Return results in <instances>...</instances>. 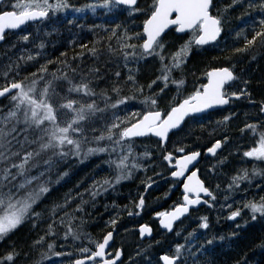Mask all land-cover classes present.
Here are the masks:
<instances>
[{"label":"rangeland","instance_id":"374dc122","mask_svg":"<svg viewBox=\"0 0 264 264\" xmlns=\"http://www.w3.org/2000/svg\"><path fill=\"white\" fill-rule=\"evenodd\" d=\"M261 1H264V0H261ZM56 2L57 0H50V3L55 4ZM148 2L150 3L148 4ZM151 2L152 1H149V0H139V3L136 6V8H139L140 11L132 12L131 10H129V12L135 13V15L140 16L141 17L140 20H142L144 24V21L147 19L149 11H150L149 6ZM256 2H257L258 9H257V12L254 13V15H250V16L238 19V20H232V22H230L229 20L227 21L228 23H230L226 27L228 31H230L229 33H233L235 31H247V30L250 31L254 29L256 24L259 23V20L263 18V14H264L260 10L261 2L259 0H256ZM13 3H14V0H4L1 5V10H9V9L13 10L11 7H9ZM66 3L68 5V7L66 8H63L61 10H56V11H49V16L45 20L40 21V22L30 23L29 24L30 26L27 25L20 30L11 31L12 33L9 32L10 34L9 33L7 34V42L5 43L4 51L2 52V55L5 56V60L3 59L2 65L0 66V85L10 84L13 81H16V82L24 81L25 84H27L28 83L27 81L29 79L36 78L32 76L33 73H38L41 66H47V69H48L47 74L46 73L42 74L45 77V80L52 79L51 74H55L57 77H60L63 75L62 73L65 74V72L69 79L74 80L73 83H79L82 78L91 79L92 87L95 89V91L97 90L96 92L98 94L101 92H107V94L112 97V100L108 101L109 104H111L112 102H115L120 97H132L128 99L126 103L119 105L118 108H115V109H110L111 107L106 108L105 101L99 95L97 97H93L97 101L99 107L102 109L104 108L105 111L97 112L87 122V128L95 129V131H88L87 134H88L89 140H92V137L97 136L101 132H103L106 129V127L110 126V124L114 121L117 123L124 121L125 123L121 124V127H124L126 126V124L130 122L131 123L135 122L136 119H139V117L147 111L162 110L163 112H167L170 110L172 106L179 103L180 100L186 97H189L196 90L202 89V86L206 83L207 77H208L207 73H208L209 68H207L206 66L205 67L203 66V68L201 67L199 69L196 68V66L189 67L187 56L184 58V62L181 63L180 67L172 68L169 74L168 81H167V87H165V82L162 79H158L163 74L161 71L162 68L165 65H171L173 63L171 57L181 48L182 45H184L189 39H191V33L181 34L180 38L177 37L178 39L176 40L175 44H173V45H176L177 48L176 50L174 49L173 52L169 51V48H170L169 44L172 43V39L173 40L176 39V36L175 35L166 36V37L164 36L160 38V40L164 44V49H165V50L163 49L161 53V55L165 57L163 61H161L159 56H156V55L148 56L147 58H140V53L142 50L139 48V45L143 43V40L145 39V37L141 35L138 38L136 34L143 33V24L141 26V29L139 28L137 24H136L137 26L136 25L121 26L119 24L104 25V26L99 25L98 21L106 17L105 16L106 14L104 12L99 11L100 7H103L102 5H104L105 0H66ZM115 6L116 4H112L110 5L109 8H105V9L107 12H109V11H112L115 8ZM93 7L95 8L94 11H93ZM77 9H83V11H77ZM91 20H97L96 22L98 23H92L90 22ZM233 22H236V23H233ZM232 24H237V27H235ZM99 29H101V31H99ZM90 30L93 31V33ZM77 31L81 32L82 34L78 33ZM87 31L91 32V34L95 36L96 38H98L99 40L104 38L102 34L106 35V38L103 41V44H100L101 48L93 47L97 50L95 55L92 54L90 49H88L86 53H84L85 55L76 53V54H72V57L71 55L67 57L65 56L66 58L63 56L64 59L59 57L58 55L61 53L65 54L64 52H58V54H55V51L52 47L57 46L58 44H62V43H64L63 45H65V47H70L77 40L80 41L81 39H83L84 33ZM64 32L66 35L63 34ZM175 32L176 31L173 30V34ZM125 34H127V36L132 37V39L130 40L122 39L125 37ZM23 35L27 36L28 39L24 40ZM78 36L79 38L81 37L80 40ZM87 36L88 35H86L85 38H87ZM52 37H56L55 40L51 41ZM38 39H39V42H38ZM125 42L129 44H135L137 45V47L135 49L123 48V44ZM96 43L98 44L99 41H96ZM245 43L242 44V47L240 48H244ZM191 50L192 49H190V51ZM133 51L137 53L136 57L129 56L127 59H125V57L122 55V52H133ZM15 52L18 53L17 54L18 56L16 55ZM24 52L26 56H24L23 54ZM202 52L203 51L201 50L199 51V53H202ZM253 53H255L254 57H253ZM86 54L87 55L89 54L88 57L89 56L90 57L88 58ZM222 55L224 57V61L221 62L220 66H228L229 64L228 67L235 69V71L237 72V76H238L236 78V81H234L232 84L226 87L225 94H232L235 91H237L239 93H242V92L246 93L247 94L246 97L241 98L239 100L238 99L233 100L230 106L224 109L216 110L208 114H205L203 116H195V117L190 118L185 124V126L183 127V129L174 133L171 136L169 143L167 144L168 146L167 149H163L161 141L157 139L156 137H146L142 139H130L129 138V139L122 140L120 144H114L107 140L101 141L99 145H97L95 142H90L87 145H85L84 148L82 149V150H86L87 147H98V146L107 147L109 149L108 151H112L113 149H115L112 152H108V151L103 152V153L99 152V154L93 153L91 156L89 154L87 155V157L90 156V159H91L90 161L92 162V164L95 166L96 169L97 168H100L101 170L107 169L108 174L114 173L118 176L122 175V170L119 168L110 169L109 165L108 166L104 165L106 158L110 155V153H113L114 157L117 156L119 158L123 156H127V159H130L131 162H129V165L125 169H123V174L127 175V173L129 172L130 175H127V178H122V179L132 181V183H134L135 185H140L143 179L145 178L147 180L150 173H152V175L159 176V179L162 180V182H159L153 185L154 187H151L148 193V196L145 198V201L146 200L147 201L145 202L146 204L144 205L142 214L138 215L139 209L137 207L135 210L136 215L132 216L128 220V222H126V227L122 229L120 232H118L116 239H115V243L113 245L114 247L112 246L113 248L111 247L110 249L112 252L115 253L118 247L124 248V253L126 252L125 253L126 256L124 260L126 262H130L133 256L135 255L136 251L142 250L144 247H151L152 249H156L155 252H157L158 248H162L164 246L162 240L165 236V233L159 228L156 215L158 213H163L173 208L174 206L178 205V203L179 204L182 203L184 200V198H182L183 192L181 190V181L175 180L169 176L172 170L170 169L168 164L165 162V160L162 159L164 158V154H165L164 152L166 150L176 155H182L187 152L198 150V149H203L204 151H206L208 148L213 146L217 141L220 140L223 142V148L217 155L213 157L205 156L198 165L202 178L205 179V182L207 183V185L212 188L214 192L212 196H214L215 199H212V197H210L209 204L207 205V207L195 209L193 213L190 215V217L184 219L180 223V225L178 226L179 229L183 227L184 229H187L188 227H193V226L197 227V225L200 222H203L204 224L206 222L203 219L204 217H207V219L209 216H215V215L222 217L221 216L222 213L225 214L227 217H229L231 213L236 210L240 211V215L233 222H235V225L237 226L247 227L249 226L250 221L254 219L253 215H255L256 217V215L258 214V213L253 214L250 211V209L244 207V205L250 201H253L252 196H251L252 193L250 194V192L253 190L254 183L262 182L261 185H264V161L246 157L244 156V153L246 151H249L252 147L258 146L256 144V141L258 140L259 134L264 133V113H262L260 109L261 108L260 103L263 102L264 100V90H263L264 89V63H263L264 62V58H263L264 57V44H261L259 41L257 45L249 46L246 51L239 52V53L234 51V52H229L227 55H224V53ZM29 56L33 57V59L29 60L28 59ZM83 57L85 59H83ZM103 58H105L106 60ZM17 59L19 60L21 59L22 62L28 61L29 65H27V67H24L26 66V64L21 66L22 65L21 62ZM36 60L38 61L37 63H36ZM152 60L153 62L151 63ZM154 60H156V63ZM252 60L255 62V64ZM58 61L60 64L58 63ZM91 62L92 64H90ZM106 63H108L107 64L108 66H106ZM13 65L17 66L16 67L17 72L15 70H10V68ZM63 65H66V66H63ZM71 65L73 66V68ZM154 65L156 66L155 68H154ZM5 67H7L6 70H5ZM184 67L186 68V71ZM80 68L82 69L80 70ZM72 69H75V72H73ZM93 69H98L99 71L93 72L92 71ZM79 71H82V72H79ZM13 72H16L18 74L19 76L18 80H14L10 76V73H13ZM103 72L106 73L107 76H104L105 74ZM116 72L120 73L119 77H116L115 75ZM129 75L134 76L135 78L134 82L127 80V77ZM107 78H109L110 81ZM153 81H156V83L153 84L152 83ZM173 81H176L177 83H173ZM180 81H183V84H179ZM66 83L67 81L65 80L63 81V79L54 81L55 87H57L56 91H58L60 96H70L69 98H78V99L81 98L76 93L69 94L67 92V88L69 87V84L68 83L66 84ZM43 84H44V81L43 80L40 81L38 88L42 87ZM65 84L66 86H64ZM100 84L104 85V89L102 88L103 86ZM114 84L121 87V92L119 93V96H117L116 93H113L111 91V88ZM150 84L152 85L151 88H149ZM137 86L142 87L143 91L142 92L137 91L136 90ZM165 93H168L169 95ZM9 97L10 96L0 101V111H2V113H7L9 108H11L12 106V103ZM93 98L84 97L83 99L91 100ZM148 98H154L157 104L155 106H152L149 103H146L145 101ZM169 99H170V102H169ZM161 103L163 105H161ZM100 104L102 105V107ZM148 108L149 110H147ZM120 109H122L123 111ZM139 110L141 111V113L138 114L135 118H133V112L137 113ZM248 125L256 126V134H253L252 129L247 127ZM18 128L21 130V134L19 136V139L21 141H23L25 135H27L30 140L34 138V134L31 131L23 132V125H19ZM13 143L15 144V141H13ZM18 147L19 146L17 145V148ZM32 147L34 148L35 145H33ZM25 148L29 151L32 150V148H29L27 145H25ZM180 148H183L184 152L177 151V149H180ZM94 154H96V156ZM74 157L75 155L70 156V154L65 157L53 155V158L55 159H52L48 163H45L42 160L41 162L42 166L38 167L35 172H33L32 170L33 168H31L30 174L35 175V174H38L39 172H43L45 174V172L48 171L49 169H51L50 171H52V169L55 168L56 164L60 166L62 162L66 160L68 161L64 163L65 165L73 164L75 165V168L78 164L85 162V161H80L79 156H77L78 159L76 158V162H74L75 161V159H73ZM38 159L39 157L37 158V160ZM153 159L156 162L153 161ZM95 160L100 161V164L95 165L94 164ZM119 161H117V163H119ZM17 162H19L18 158H17ZM87 162H89V160ZM243 164L245 166H243ZM75 170H78V169H75ZM245 170L248 172V177H256V180L254 182L252 178L246 179L245 182H244V179H234L236 177L243 176ZM55 171H57L55 175H58V173L59 175H61L60 167L56 168ZM53 172L51 173V175L53 174ZM228 176H230L231 180L228 179ZM59 178L60 177L56 178V181H58ZM43 179L47 181L46 186L48 187L49 190H51L50 186L48 185L54 179L52 178L50 181L49 176H44ZM61 180L62 179H59L58 181L59 183L56 184L57 188L61 185V182H62ZM99 187L100 186L98 185L97 188L94 190L93 195H95V192L96 190H98ZM179 188H180L181 194L178 196V194L176 195V190H178ZM256 192L259 193V196L257 197V202H259L260 198L264 197V191H260V192L256 191ZM44 194L47 195L48 191ZM44 194H42L38 200L39 203L42 200V203H40V205L44 203L43 200L46 197L44 196ZM91 196H92L91 194H88L85 197V199ZM170 196L171 197L175 196L178 198L172 204H166L167 199L171 198ZM140 199L141 198H139V200ZM148 199H150L149 202H148ZM69 200L70 202H66L63 205H60L61 209L59 213L61 215L59 217L52 218L49 222L50 224L49 227L45 225H41V227H45V228L47 227V230L49 232L45 228H41V229L42 230L45 229L46 234H48L49 236H54L55 231L61 227L60 225H61L62 218L66 217L67 219H69L73 215V212L77 211V208H76L77 205L78 204L79 206L82 205L80 203V200H81L80 198H76L74 200V197H71L69 198ZM68 203L73 204V208H74L73 212H70V210L66 206V204ZM34 205L31 210L32 213L34 212ZM164 205H166L165 206L166 208L164 207ZM143 218H146L147 220L143 222H147L153 225L156 230V236L152 239H147L148 241L141 239L136 229ZM262 218L264 219V215H262ZM205 229H208V227ZM15 234H16V231L14 230L12 233L7 235L6 237L11 238ZM100 241L101 239L100 240L96 239L94 236L92 238L90 236L88 238H85L84 242L82 243L81 247L78 248L77 252L76 251L73 252L72 250L73 256H71L70 258H68L67 256L55 264H74V261L76 258L80 256L88 255V253H84L81 251L82 248H89L92 251H95L96 242H100ZM44 243L41 245H44ZM70 243L72 244V242ZM173 249H174V252H170V251H166V252L174 256L176 247H173ZM63 250H64L63 252L65 253L67 251H70L71 249L66 244L65 246H63ZM186 256H187V251L185 249H182L180 259L185 258ZM179 260H177V264H179ZM152 264H162V262L160 260L158 261L153 260Z\"/></svg>","mask_w":264,"mask_h":264},{"label":"snow or ice","instance_id":"6c2138e0","mask_svg":"<svg viewBox=\"0 0 264 264\" xmlns=\"http://www.w3.org/2000/svg\"><path fill=\"white\" fill-rule=\"evenodd\" d=\"M240 2L242 0H233L234 4ZM0 3H3V0H0ZM137 3L138 0H105L102 6L109 8L112 4L126 5L132 12H136L140 11L139 8L135 7ZM212 4L213 0H152L149 6L148 18L143 24V33L136 34L138 38L141 35L146 37L143 43L139 45L142 50L140 58L156 55L159 56L161 61L165 59L161 55L164 44L159 38L170 27L175 26L174 30L178 33H191V39L182 45L171 57L173 63L165 65L161 70L163 74L158 79H162L165 82V87H167L172 68L180 67L193 45H207L215 42L220 36L222 31L221 19L218 15H213L210 12ZM251 6L250 4L249 7ZM10 7L13 10L0 11V40H4L6 30H14L28 21L45 18L48 16L49 11L61 10L68 7V5L66 0H57L55 4L50 3V0H14ZM94 10L95 8L93 7ZM260 10L264 13V2L260 4ZM77 11H83V9H77ZM259 25L260 30L255 31L251 39L245 37V47L237 48L235 52L246 51L249 46L256 44L258 39L261 44H264V18L259 20ZM240 35H243V33H240ZM23 39L27 40L28 37L24 36ZM122 39L130 40L132 37L125 34ZM136 47L137 45L135 44L126 42L123 44V48L135 49ZM90 51L93 55L97 52L95 48L90 49ZM122 55L127 59L129 56L136 57L137 53L135 51L122 52ZM28 59L31 60L33 57L29 56ZM72 71L75 72V69ZM92 71L98 72L99 70L93 69ZM47 72V66H41L38 73L32 74L36 78L31 79L27 84L24 81H13L10 84L0 85V97L11 94L9 98L12 103L7 113L0 111V241L24 223L25 219L29 218L30 213L39 216V213H32L31 210L41 195L49 191V189L46 186L47 181L43 179V172H39L36 175L30 173L31 168L38 166L33 162L38 157H41L42 154L51 153L60 157H65L69 154L79 156L84 146L90 142H95L99 145L101 141L107 140L114 144H120L122 140L150 134L159 137L161 142L166 141L169 131L178 128L186 116L202 112L214 105L227 104L229 100L225 98V94L222 91L223 86L226 82L236 79L228 67L213 69L207 73L209 82L203 85L202 89L196 90L191 96L184 99L182 103L172 106L169 111H147L139 119H136L134 123L130 122L124 127H121V124L125 123L124 121L120 123L114 121L99 135L92 137L90 141L87 133L88 131H95V129L87 128V122L97 112H102L105 109L100 108L95 99L86 100L83 98H93L99 95L105 101L106 108L115 109L132 97H120L109 104L108 101H111L112 97L107 92L98 94L91 86V79L82 78L79 83H73L65 73L60 77L51 74L52 79L45 80L42 74ZM115 75L119 77L120 73L116 72ZM60 79L67 81L69 84L68 93H76L81 98L60 96L54 84V81ZM42 80L44 84L38 88ZM127 80L134 82L135 78L129 75ZM152 83L154 84L156 81ZM173 83L177 82L173 81ZM179 84H183V81H180ZM151 86L150 84L149 88ZM136 90L142 92L143 88L137 86ZM111 91L119 96L121 87L114 84ZM241 94L246 93L242 92ZM232 95L236 96L237 94L232 93ZM145 102L152 106L156 105L154 98H148ZM261 111L264 112V106L261 107ZM137 115L133 113V118ZM19 125H23V132L31 131L34 134V138L30 140L25 135L23 141H21L19 139L21 134V130L18 128ZM247 127L252 129L253 134H256L255 125H248ZM13 141H15V144ZM256 144L258 146L246 151L244 156L264 161V133L259 134ZM17 145L19 146L18 148ZM25 145L32 148V150H27ZM33 145H35L34 148L32 147ZM220 147L221 143L217 141L207 151L215 155L216 150ZM108 150L107 147L101 146L87 147L85 155L107 152ZM177 151L184 152V149L180 148ZM199 156V152H192L183 156L177 161L178 170L174 171L172 176L183 177L188 170V166ZM17 158L19 162H17ZM164 159L171 162L172 155L168 154ZM126 160L127 156H123L120 158L119 163L116 164V167L122 170V175L117 177V183H119L120 179L127 178V175H130L123 174V169L127 167ZM48 162L45 161V163ZM247 177L248 172L245 170L243 176L234 179H247ZM187 181L184 184L185 203L176 207L171 213L158 214L164 217L160 223L169 231L172 229V222L187 213L189 206L197 205L201 202V193L215 199L212 193L203 186V182L198 179L196 171H193L187 177ZM105 183L109 182L105 181ZM147 186L151 187V184ZM188 193L194 194L195 198H190ZM143 205L144 200L141 198L138 207ZM244 207L250 209L253 214L264 215V197H261L259 202L250 201ZM239 215V210L233 211L228 219H235ZM253 218H255V215H253ZM203 219L206 221L207 217ZM112 223L114 224L115 221ZM202 227L207 228L208 224L205 222ZM140 232L143 236L145 232L150 234L151 229L144 226L140 229ZM70 234H72V230L69 227L65 238ZM74 238L78 239L79 237L76 236ZM111 239L112 233L109 232L102 242H96L95 251L89 248H82L81 251L88 253V255L84 259L76 260L74 264H86V261L97 260L100 261V264H116L121 255L119 251L115 253V258H105L109 255L106 248ZM41 242L42 240L37 241V243ZM48 247L52 248L53 245L49 244ZM182 248L183 245H178L174 256H162L161 259L164 264H176V261L180 259ZM17 255V253L12 252L0 257V264H11ZM57 255L60 254L57 253Z\"/></svg>","mask_w":264,"mask_h":264},{"label":"trees","instance_id":"16d2710c","mask_svg":"<svg viewBox=\"0 0 264 264\" xmlns=\"http://www.w3.org/2000/svg\"><path fill=\"white\" fill-rule=\"evenodd\" d=\"M259 1L261 3L264 2L261 0ZM255 2L256 0H242V2L234 4L233 0H213L212 12L220 17L223 34L214 44L203 47L193 45L191 47L192 50L187 55L188 62L190 61L189 65L192 67H195L196 65V68L198 67V69L203 66H206L207 68L220 66L221 62L224 61L223 53L224 55H227L229 52H234L235 49L242 47V44L246 42L245 37L251 39L253 33L260 30L259 23H257L254 29L250 31H235L229 33L230 31H228L226 27L230 24L227 22L228 20L232 22V20H238L254 15L258 9L257 2ZM250 4L252 5L251 7H249ZM129 10V7L123 5H116L115 8L109 12L106 11L105 7H100L99 11L104 12L106 17L99 20V23L96 22L97 20H91L90 22L98 23L103 26L113 24L134 26L137 24L141 29L143 24L142 20H140L141 17L135 15V13H130ZM232 25L237 27V24ZM99 31H101V29H99ZM87 32L88 33H84L83 39L75 42L70 47H65L63 43L58 44L57 48L56 46L53 47L55 54H58V52H64L65 54L63 56L65 57L66 55L67 57L79 52V54H84L86 53V50L93 47L101 48L100 44H103L106 35L102 34L104 38L99 40L91 34L93 31ZM240 33H243V35H240ZM85 34L88 35L87 38H85ZM174 35L176 36V39L173 40L171 38L172 43L169 44V51L172 52L174 49L176 50L177 47L173 44H175L176 40L180 38L181 34H176V32L173 34V31H170L164 35L165 37ZM89 38L91 40H89ZM53 40H55V37H52L51 41ZM96 41H99V43L97 44ZM6 42L7 38L0 46V66L2 65L3 59L5 60V56L2 55V52L4 51V45ZM258 43L259 39L254 45H257ZM83 47L84 49H82ZM60 49L63 50L61 51ZM200 50L203 52L199 53ZM15 53L16 55L18 54L17 52ZM23 54L26 56L25 52ZM58 55L59 57H62V54ZM19 61L22 64L21 66L26 64L24 67H27V65H29L28 61L22 62L21 59ZM7 67H5V70ZM16 67V65H13L10 70L16 71ZM16 72L10 73V76L14 80L19 79ZM30 80L31 79L27 82L29 83ZM147 110H149V108ZM140 113L141 111L139 110L136 114ZM82 151L80 154L81 156L79 155V160H89V162H91L89 158L90 156L83 157L85 156V153ZM111 154L106 158L104 165H109L110 169H116L115 166L120 158L117 156L114 157L113 153ZM73 155L75 154H70V156ZM74 158L75 160L76 158L78 159L76 155ZM52 159H55L53 158V154H42L38 160L33 162L38 165L36 168L33 167V172H35L38 167L42 166V160L45 162L51 161ZM66 161L62 162L60 166L56 164L52 171L49 169L44 174V176L50 177V181L52 178L54 180L48 185L51 190L48 191L47 195L44 194V196H46L43 200L44 203L40 205V203H42L41 200L40 203L38 201L34 205L33 213H39V216L31 214L29 218L25 219L24 223L15 229L16 234L14 236L11 238L5 237L0 241V257H4L6 254L12 252L18 254L11 264H55L67 256L68 258L73 256L72 250L73 252H77L85 238H88L89 236L91 238L94 236L96 239L100 240L114 227H117L118 232H120L126 227V222H128L132 216L136 215L135 210L139 205L138 199L139 196L141 197L145 192L147 187L146 184L152 182L155 184L162 181L159 179V176L149 174L147 180L143 179V182L141 183L142 188L140 187V190L137 185L129 180L120 179L119 183H117L116 180L117 177H119L118 175L114 173L108 174L107 169H96L95 166H91L93 165L92 163L85 162V164L82 162L81 164H78L76 166L79 170L78 171L75 170V165L73 164L65 165L64 163ZM129 162H131V160L127 159V166L129 165ZM97 163L100 164V161L96 160L94 164L98 165ZM59 167L61 175L58 173V176L55 175V173H57L55 170ZM52 172L53 174L51 175ZM58 177H60L59 179H62V182L57 188L56 184L59 183V179L56 181V178ZM248 178H252L253 182L256 180V177H247V179ZM228 179L231 180L230 176H228ZM105 181H108L109 183H105ZM245 181L246 179H244V182ZM261 183L262 182H257L253 185V190L250 192V194L252 193L251 196L253 201L257 202V197L259 196V193L256 192L257 190L259 192L264 191V185H261ZM98 185L100 187L96 190L95 195H93V192ZM88 194H91L92 196L85 199ZM176 194H181L180 188L176 190ZM71 197H74V200L80 198V203L82 205L79 206L78 204L76 207L77 211L73 212V204H66L70 212H73V215L69 219L66 217L62 218L61 227L55 231L54 236H49L46 234V230L47 227L50 226V220L61 215L59 213L61 209L60 205L70 202L69 198ZM177 198L178 197L174 196L172 199H167L166 204H172ZM165 206L166 205H164V207ZM221 216L222 217L216 215L209 216L206 220L209 224L208 229L202 227L203 222H200L197 227L193 226L188 227L187 229H184L183 227L179 229V223L176 225L174 231L164 232L165 236L162 240L164 246L162 248L157 247V252H155L156 249H152L151 247H144L142 250L136 251L130 262H126L123 259L121 264H152L153 260H160V253L166 251L174 252L173 247H177L178 245H183L182 249L187 251V256L185 258L181 257L182 259L179 260V264H264V219L262 218V215L258 213L256 217L250 221L249 226L247 227L235 225V222L228 219L223 213ZM113 221H115L114 224L112 223ZM143 221H147L146 218L141 220V222ZM41 225L47 227H41ZM69 227L72 230V234L65 238V234L68 233ZM41 228H45L46 230H42ZM76 236L79 238H74ZM41 240V243H37V241ZM209 241H211V243H209ZM70 242H72V244ZM43 243L44 245H41ZM49 244L53 245V247L49 248ZM66 244L71 250L64 253L63 246ZM57 253L60 255H57ZM22 256H24L25 259Z\"/></svg>","mask_w":264,"mask_h":264},{"label":"water","instance_id":"95a60500","mask_svg":"<svg viewBox=\"0 0 264 264\" xmlns=\"http://www.w3.org/2000/svg\"><path fill=\"white\" fill-rule=\"evenodd\" d=\"M0 4H1V3H0ZM6 11H10V10H6ZM210 12H211V8H210ZM211 13H212V12H211ZM47 17H48V16H47ZM47 17L42 18V19H37V20H34V21H28V22H26L25 24L21 25V26H20L19 28H17V29H14V30H6L5 34H6L7 32H9V31H17V30H20V29L24 28L28 23L36 22V21H41V20L46 19ZM173 27H175V26H173ZM173 27H170L169 29H167L162 35H164L166 32H168V31H169L171 28H173ZM221 28H222V27H221ZM222 33H223V30L221 31V34H220V36L217 38V40L221 37ZM162 35H161V36H162ZM4 40H5V38H4ZM4 40H0V45L4 42ZM217 40H216V41H217ZM216 41H215V42H216ZM213 43H214V42H213ZM210 44H211V43H210ZM207 45H208V44H207ZM223 67H228V66L213 67V68H211L209 71H212L213 69H217V68H223ZM228 68L233 72L234 76L236 77L235 71H234L232 68H230V67H228ZM209 71H208V72H209ZM234 80H235V79H234ZM234 80L229 81V82H226V83L224 84V86H223L222 91L224 92L225 86H226L227 84H230V83L233 82ZM208 82H209V78H207V81H206V83H205L204 85H206ZM9 95H10V94H7V95L4 96V97H0V100L4 99L5 97H7V96H9ZM190 96H191V95H190ZM242 96H243V94H241V93H237L236 96H233L232 94H230V95H225V98H227V99L229 100V102H228L227 104H224V105H214L213 107H211V108H207V109H205V110L202 111V112L194 113V114H190V115L186 116L185 119L183 120V122L180 124V126H179L178 128H176V129H172V130L169 131V133H168V138H167L166 141H163V142H162V145H163V146H166V145H167V143H168V141H169V138H170V135H171L172 133H174V132L180 130V129L184 126L185 122L187 121V119H188L189 117H191V116H199V115H203V114H205V113H208V112H211V111H214V110H217V109L225 108V107H227V106L230 104V102H231L232 99H237V97L240 98V97H242ZM186 98H188V97H186ZM186 98H184V99H186ZM184 99H182L179 103H182V101H183ZM179 103H178V104H179ZM178 104H176V105H178ZM174 106H175V105H174ZM262 106H264V102H263ZM159 111H162V110H159ZM162 112H163V111H162ZM263 113H264V112H263ZM133 123H134V122H133ZM147 136H154V135H151V134H150V135H147ZM147 136L133 137V138H143V137H147ZM154 137H156V136H154ZM157 138L160 139L159 137H157ZM219 142L221 143V147L218 148V149L216 150L215 155H216V154L222 149V147H223V143H222L221 141H219ZM214 145H215V144H214ZM214 145H213V146H214ZM213 146H211V147H213ZM207 150H208V149H207ZM192 152H199V153H200V156H199V157H198V158H197L192 164H190V165L188 166V170L185 172L184 176H183V177H174V176H172V173H173L174 171H177V170H178V168H177V166H176V165H177V161L180 160L183 156L188 155V154H190V153H192ZM168 154H171V155H172V161L169 162V161L166 160V162L169 164V166H170L171 168H174V171L171 173L170 176H171V178H173V179H178V180H182V181H183V183H182V190H183V192H184V195L186 194V193H185V190H184V184L188 182V181H187V177H188L189 175H191V173H192L193 171H196L198 179H199L200 181L203 182V186H204L205 188H207V189L213 194V191L211 190V188L206 184V182L204 181V179L201 177L200 169L197 167V165L199 164V162H200L201 159H202V156L204 155V151H203V150L190 151V152H187V153H185V154H183V155H180V156H176L175 154L171 153L170 151H167L166 154H165V156L168 155ZM206 154L209 155V156H213V154L209 153L208 151H206ZM165 156H164V157H165ZM188 195H189L190 198H195V195L192 194V193H188ZM209 197H210V196H208V195H206V194H204V193H201V194H200V201H201V202H200L199 204H197V205L189 206V209H188V212H187V213H184L183 215L179 216V218L175 219V220L172 222V229H171V231H173V229H174L176 223L182 221L184 218H186V217L191 213L192 209H194V208H199L200 206L207 204V203H208V198H209ZM142 198H143V200H144V197H142ZM205 201H207V203H205ZM184 203H185V201H184L183 203H181V204H178L177 206H175L174 208H172L171 210H169V211H167V212H165V213H171V212H173V211L175 210L176 207H178V206H180V205H183ZM140 210H142V207L140 208ZM158 217H159V225H160L161 229L166 230V231H169L168 229L164 228V227L162 226V224L160 223V221H161L162 219H164V217H161V216H159V215H158ZM237 217H238V216H237ZM237 217H236V218H237ZM236 218H235V219H236ZM235 219H231V220H235ZM144 226H147V228L151 229V233L148 234L147 232H145V234L142 236V235H141V232H140V229H141L142 227H144ZM138 230H139V233H140V237H141L142 239H151V238L154 236V234H155L154 227H153L151 224L146 223V222L140 224V225L138 226ZM171 231H170V232H171ZM109 232L112 233V239L109 241V244H108V246H107V248H106V251L109 253V255H107L105 258H106V259H113V258H115V255L113 256L112 253L109 252V249H110L111 245H112L113 242H114L115 235H116V232H117V228H114L113 230H111V231H109ZM109 232H108V233H109ZM108 233H107V234H108ZM107 234H106V235H107ZM106 235H105V236H106ZM105 236H104V237H105ZM104 237H103V239H104ZM103 239H102V241H103ZM102 241H101V242H102ZM118 251L121 253V255H120L119 260L116 261V264H119V262H120V261L123 259V257H124V251H123V249H122V248H119ZM118 251H117V252H118ZM164 255H168V256H170V257L172 256V255H170V254H168V253L165 252V253H162V254L160 255V259H161V257L164 256ZM85 257H86V256H84V257H79V258H77L76 260H78V259H84ZM76 260H75V261H76ZM75 261H74V262H75ZM90 262H92V261H86V264H88V263H90ZM161 262H162V264H164V262H163L162 259H161ZM176 262H177V261H176ZM96 264H100V261H99L98 263H96Z\"/></svg>","mask_w":264,"mask_h":264},{"label":"bare ground","instance_id":"6f19581e","mask_svg":"<svg viewBox=\"0 0 264 264\" xmlns=\"http://www.w3.org/2000/svg\"><path fill=\"white\" fill-rule=\"evenodd\" d=\"M149 1H152V0H149ZM149 3H150V2H148V4H149ZM148 4H147V5H148ZM242 6H244V5H242ZM9 7H10V6H9ZM9 10H10V9H9ZM249 11H250V10H249ZM145 15H146V14H145ZM145 15H144V16H145ZM144 16H143V17H144ZM235 18H236V17H235ZM39 25H40V24H39ZM29 26H30V25H29ZM66 26H67V25H66ZM66 26H65V27H66ZM34 28H35V27H34ZM69 28H70V27H69ZM62 29H63V28H62ZM74 29H76V28H74ZM77 29H78V28H77ZM88 29H89V28H88ZM41 30H42V29H41ZM94 30H95V29H94ZM62 31H63V30H62ZM65 31H66V30H65ZM73 31H74V30H73ZM82 31H83V30H82ZM67 32H68V31H67ZM77 32H78V31H77ZM94 32H96V31H94ZM11 33H12V32H11ZM73 33H74V32H73ZM78 33H81V32H78ZM86 33H88V32H86ZM92 33H93V32H92ZM9 34H10V33H9ZM26 34H27V33H26ZM35 34H36V32H35ZM39 34H40V32H39ZM44 34H45V32H44ZM63 34H65V32H64ZM81 34H82V33H81ZM32 35H33V34H32ZM65 35H66V34H65ZM85 35H86V34H85ZM89 35H90V34H89ZM14 36H15V35H14ZM23 36H24V35H23ZM33 36H34V35H33ZM10 37H11V36H10ZM17 37H18V36H17ZM58 37H59V36H58ZM71 37H72V36H71ZM87 37H88V36H87ZM89 37H90V36H89ZM55 38H56V37H55ZM68 38H69V37H68ZM78 38H79V36H78ZM80 38H81V37H80ZM80 38H79V40H80ZM57 39H58V38H57ZM60 39H61V38H60ZM58 40H59V39H58ZM61 40H62V39H61ZM61 40H60V41H61ZM66 40H67V39H66ZM66 40H65V41H66ZM85 40H86V39H85ZM89 40H91V39L89 38ZM70 41H71V40H70ZM77 41H78V40H77ZM77 41H76V42H77ZM86 41H87V40H86ZM56 42H57V41H56ZM74 42H75V41H74ZM63 44H64V43H63ZM67 44H68V43H67ZM77 45H78V44H77ZM54 47H55V46H54ZM81 47H82V46H81ZM52 48H53V47H52ZM56 48H57V46H56ZM79 48H80V47H79ZM79 48H77V49H79ZM171 48H172V47H171ZM82 49H84V47H83ZM86 49H87V48H86ZM163 49H164V48H163ZM60 50H61V49H60ZM62 50H63V49H62ZM62 50H61V51H62ZM164 50H165V49H164ZM81 51H82V50H81ZM83 51H85V50H83ZM86 51H87V50H86ZM234 51H235V50H234ZM67 52H68V51H67ZM76 52H77V51H76ZM89 52H90V51H89ZM167 52H168V51H167ZM56 53H57V52H56ZM79 53H80V52H79ZM61 54H62V53H61ZM71 54H72V53H71ZM254 54H255V53H253V57H254ZM53 55H54V54H53ZM63 55H64V54H62V57H61V58H63ZM68 55H69V53H68ZM84 55H85V54H84ZM86 55H87V54H86ZM88 55H89V54H88ZM88 55H87V57H88ZM38 56H39V55H38ZM42 56H44V55H42ZM60 56H61V55H60ZM65 56H66V55H65ZM74 56H75V55H74ZM74 56H73V57H74ZM78 56H79V55H78ZM49 57H50V56H49ZM71 57H72V55H71ZM84 57H85V56H84ZM84 57H83V59H85ZM89 57H90V56H89ZM89 57H88V58H89ZM251 57H252V56H251ZM253 57H252V58H253ZM258 57H259V56H258ZM258 57H257V58H258ZM40 58H41V57H40ZM51 58H52V57H51ZM53 58H54V57H53ZM65 58H66V57H65ZM243 58H245V57H243ZM252 58H251V59H252ZM263 58H264V57H263ZM35 59H36V58H35ZM47 59H48V58H47ZM58 59H59V58H58ZM63 59H64V58H63ZM70 59H71V58H70ZM73 59H75V58H73ZM77 59H78V58H77ZM79 59H80V57H79ZM91 59H92V58H91ZM103 59H105V58H103ZM106 59H107V57H106ZM106 59H105V60H106ZM259 59H260V58H259ZM42 60H44V59H42ZM42 60H41V61H42ZM55 60H56V59H55ZM65 60H66V59H65ZM68 60H69V59H68ZM157 60H158V59H157ZM189 60H190V59H189ZM260 60H261V59H260ZM61 61H62V60H61ZM61 61H60V62H61ZM88 61H89V60H88ZM154 61H155V63H156V60H154ZM187 61H188V60H187ZM191 61H193V60H191ZM231 61H232V60H231ZM252 61H253V60H252ZM257 61H258V60H257ZM39 62H40V61H39ZM45 62H46V61H45ZM56 62H57V61H56ZM56 62H55V63H56ZM67 62H68V61H67ZM105 62H106V61H105ZM110 62H111V61H110ZM152 62H153V60L151 61V63H152ZM249 62H250V60H249ZM253 62H254V61H253ZM36 63H37V60H36ZM58 63H59V61H58ZM68 63H69V62H68ZM71 63H72V61H71ZM73 63H74V62H73ZM187 63H188V62H187ZM189 63H190V61H189ZM230 63H231V62H230ZM259 63H260V62H259ZM259 63H258V64H259ZM263 63H264V62H263ZM59 64H60V63H59ZM61 64H62V63H61ZM64 64H65V63H64ZM90 64H92V62H91ZM103 64H104V63H103ZM107 64H108V63H106V66H108ZM153 64H154V63H153ZM157 64H158V63H157ZM254 64H255V62H254ZM48 65H49V64H48ZM250 65H251V63H250ZM63 66H66V65H63ZM71 66H72V65H71ZM92 66H93V65H92ZM109 66H110V65H109ZM148 66H149V65H148ZM152 66H153V65H152ZM157 66H158V65H157ZM186 66H187V64H186ZM195 66H196V65H195ZM228 66H229V64H228ZM49 67H50V66H49ZM79 67H80V66H79ZM83 67H84V66H83ZM155 67H156V66L154 65V68H155ZM189 67H190V65H189ZM204 67H205V66H204ZM258 67H259V66H258ZM55 68H56V67H55ZM61 68H62V67H61ZM68 68H69V67H68ZM72 68H73V66H72ZM152 68H153V67H152ZM197 68H198V67H197ZM199 68H201V67H199ZM202 68H203V67H202ZM53 69H54V68H53ZM66 69H67V68H66ZM81 69H82V68H80V70H81ZM105 69H106V68H105ZM184 69H185V71H186V68H185V67H184ZM184 69H183V70H184ZM28 70H29V69H28ZM58 70H59V69H58ZM72 70H73V69H72ZM189 70H190V69H189ZM192 70H193V69H192ZM261 70H262V69H261ZM30 71H31V70H30ZM151 71H152V70H151ZM154 71H155V70H154ZM156 71H157V70H156ZM177 71H178V70H177ZM194 71H196V70H194ZM258 71H259V70H258ZM63 72H64V71H63ZM67 72H68V70H67ZM76 72H77V71H76ZM79 72H82V71H79ZM101 72H102V71H101ZM105 72H106V71H105ZM179 72H180V71H179ZM187 72H188V71H187ZM189 72H190V71H189ZM205 72H206V71H205ZM65 73H66V72H65ZM103 73H104V72H103ZM176 73H177V72H176ZM183 73H184V72H183ZM191 73H193V72H191ZM46 74H47V73H46ZM48 74H49V73H48ZM62 74H64V73H62ZM101 74H102V73H101ZM104 74H105V75H104ZM104 74H103L104 76H107L106 73H104ZM78 75H79V74H78ZM184 75H185V74H184ZM186 75H187V74H186ZM201 75H202V73H201ZM201 75H200V76H201ZM45 76H46V75H45ZM198 76H199V75H198ZM47 77H48V76H47ZM74 77H76V76H74ZM74 77H72V78H74ZM78 77H79V76H78ZM102 77H103V76H102ZM194 77H195V76H194ZM237 77H238V76H237ZM51 78H52V77H51ZM184 78H185V77H184ZM197 78H198V77H197ZM254 78H255V77H254ZM100 79H101V78H100ZM103 79H104V78H103ZM105 79H106V78H105ZM107 79L109 80V78H107ZM46 80H47V79H46ZM75 80H77V79H75ZM171 80H172V79H171ZM191 80H192V79H191ZM63 81H64V80H63ZM72 81H74V80H72ZM103 81H104V80H103ZM109 81H110V80H109ZM193 81H195V80H193ZM254 81H255V80H254ZM94 82H95V81H94ZM198 82H199V81H198ZM257 82H258V81H257ZM99 83H100V82H99ZM101 83H102V82H101ZM107 83H108V82H107ZM254 83H255V82H254ZM254 83H253V84H254ZM60 84H61V83H60ZM66 84H67V83H66ZM66 84H65L64 86H66ZM96 84H97V83H96ZM103 84H105V83H103ZM57 85H59V84H57ZM98 85H99V84H98ZM100 85H102V84H100ZM234 85H235V84H234ZM256 85H257V83H256ZM61 86H62V85H61ZM91 86H92V85H91ZM102 86H103L102 88L104 89V85H102ZM96 87H97V86H96ZM62 88H63V87H62ZM228 88H229V87H228ZM235 88H236V87H235ZM238 88H239V87H238ZM56 89H57V87H56ZM96 89H97V88H96ZM100 89H101V88H100ZM191 89H192V88H191ZM234 90H235V89H234ZM259 90H261V89H259ZM263 90H264V89H263ZM60 91H61V89H60ZM96 91H97V90H96ZM255 91H256V90H255ZM255 91H254V92H255ZM57 92H58V91H57ZM235 92H237V91H235ZM235 92H234V93H235ZM259 92H260V91H259ZM226 93H227V92H226ZM237 93H239V92H237ZM251 93H252V92H251ZM64 94H65V92H64ZM66 94H67V93H66ZM69 94H70V93H69ZM69 94H68V95H69ZM165 94H168V93H165ZM168 95H169V94H168ZM72 96H73V95H72ZM183 96H184V95H183ZM68 97H70V96H68ZM98 98H99V97H98ZM93 99H94V98H93ZM99 99H100V98H99ZM175 99H176V98H175ZM100 100H101V99H100ZM163 100H164V99H163ZM238 100H239V99H238ZM250 100H251V99H250ZM180 101H181V100H180ZM263 101H264V100H263ZM96 102H97V101H96ZM163 102H164V101H163ZM169 102H170V99H169ZM172 102H173V101H172ZM245 102H246V101H245ZM245 102H244V103H245ZM254 102H255V100H254ZM100 103H101V102H100ZM103 103H104V102H103ZM166 103H167V102H166ZM97 104H98V103H97ZM101 104H102V103H101ZM101 104H100V105H101ZM156 104H157V103H156ZM245 104H246V103H245ZM159 105H160V104H159ZM161 105H163V104L161 103ZM164 105H165V104H164ZM169 105H170V104H169ZM103 106H104V105H103ZM101 107H102V105H101ZM159 107H160V106H159ZM254 107H255V106H254ZM117 108H118V107H117ZM165 108H166V107H165ZM245 108H246V107H245ZM103 109H104V108H103ZM110 109H113V108H110ZM260 109H261V108H260ZM5 110H6V109H5ZM120 110H122V109H120ZM104 111H105V110H104ZM115 111H116V110H115ZM122 111H123V110H122ZM244 111H245V110H244ZM106 112H107V111H106ZM119 112H120V111H119ZM228 112H229V111H228ZM107 113H108V112H107ZM107 113H106V114H107ZM114 113H115V112H114ZM117 113H118V112H117ZM123 113H124V112H123ZM219 113H220V112H219ZM232 113H233V112H232ZM251 113H252V112H251ZM106 114H105V115H106ZM221 114H223V113H221ZM252 115H253V114H252ZM115 116H116V115H115ZM121 116H122V115H121ZM224 116H225V115H224ZM236 116H237V115H236ZM239 117H240V115H239ZM113 118H114V117H113ZM121 118H122V117H121ZM217 118H218V117H217ZM119 120H120V119H119ZM235 120H236V119H235ZM259 120H260V119H259ZM208 121H209V120H208ZM255 121H256V120H255ZM219 122H220V121H219ZM217 123H218V122H217ZM108 124H109V123H108ZM219 125H220V124H219ZM262 125H263V124H262ZM213 128H214V127H213ZM206 129H207V128H206ZM253 136H254V135H253ZM170 138H171V137H170ZM220 138H221V137H220ZM90 141H91V140H90ZM168 143H169V142H168ZM171 143H172V142H171ZM94 144H95V143H94ZM148 144H149V143H148ZM205 144H206V143H205ZM211 144H212V143H211ZM141 146H142V145H141ZM157 146H158V145H157ZM147 147H148V146H147ZM167 147H168V146H167ZM155 149H156V148H155ZM155 149H154V150H155ZM163 149H164V148H163ZM241 149H242V148H241ZM247 149H248V148H247ZM111 150H112V149H111ZM154 150H152V151H154ZM243 150H244V149H243ZM84 151H86V150H83L82 152H84ZM112 151H113V150H112ZM156 151H157V150H156ZM108 152H109V151H108ZM239 152H240V151H239ZM84 153H85V152H84ZM100 153H103V152H100ZM151 153H152V152H151ZM154 153H155V152H154ZM162 153H163V152H162ZM164 153H165V152H164ZM98 154H99V153H98ZM110 154H111V153H110ZM82 155H83V154H82ZM91 155H92V154H90V156H91ZM80 156H81V155H80ZM80 156H79V157H80ZM95 156H96V155H95ZM99 156H100V155H99ZM99 156H97V157H99ZM111 156H112V154H111ZM153 156H154V155H153ZM76 157H77V156H76ZM83 157H87V156L85 155V156H83ZM105 157H106V156H105ZM149 157H150V156H149ZM151 157H152V156H151ZM155 157H156V156H155ZM89 158H90V157H89ZM89 158H88V159H89ZM102 158H103V157H102ZM160 158H161V156H160ZM224 158H225V157H224ZM74 159H75V158H74ZM156 159H157V158H156ZM162 159H164V158H162ZM239 159H240V158H239ZM84 160H85V159H84ZM90 160H91V159H90ZM95 161H96V160H95ZM153 161H155V160L153 159ZM163 161H164V160H163ZM237 161H238V160H237ZM74 162H76V160H75ZM85 162H87V161H85ZM85 162H83V163H85ZM147 162H148V161H147ZM149 162H150V161H149ZM155 162H156V161H155ZM234 162H235V161H234ZM77 163H78V162H77ZM77 163H76V164H77ZM88 163H92V162H88ZM94 163H95V162H94ZM150 163H151V162H150ZM152 163H153V162H152ZM162 163H163V162H162ZM85 164H86V163H85ZM97 164H98V163H97ZM223 164H224V163H223ZM231 164H232V163H231ZM82 165H83V164H82ZM148 165H149V164H148ZM151 165H152V164H151ZM164 165H165V164H164ZM233 165H234V164H233ZM251 165H252V164H251ZM91 166H94V165H91ZM154 166H155V165H154ZM229 166H230V165H229ZM237 166H238V165H237ZM243 166H245V165L243 164ZM81 167H82V166H81ZM115 167H116V166H115ZM226 167H227V166H226ZM234 167H235V166H234ZM238 167H239V166H238ZM249 167H250V165H249ZM116 168H117V167H116ZM149 168H150V167H149ZM153 168H154V167H153ZM75 169H78V168L76 167ZM88 169H89V167H88ZM155 169H157V168H155ZM219 169H220V168H219ZM90 170H91V169H90ZM221 170H222V169H221ZM223 170H224V169H223ZM78 171H79V170H78ZM128 171H129V170H128ZM128 171H126V172H128ZM153 171H154V170H153ZM87 172H89V171H87ZM145 172H147V171H145ZM128 173H129V172H128ZM128 173H127V174H128ZM135 173H136V172H135ZM153 173H154V172H153ZM129 174H130V173H129ZM151 174H152V173H150V175H151ZM35 175H36V174H35ZM134 175H135V174H134ZM134 175H133V176H134ZM136 175H138V174H136ZM131 176H132V175H131ZM147 176H148V175H147ZM165 176H166V175H165ZM217 176H218V175H217ZM137 177H138V176H137ZM148 177H149V176H148ZM153 177H154V176H153ZM153 177H152V178H153ZM139 178H140V177H139ZM214 178H215V177H214ZM132 179H133V177H132ZM145 179H146V178H145ZM153 179H154V178H153ZM166 179H167V178H166ZM135 180H136V179H135ZM157 180H158V179H157ZM204 180H205V179H204ZM145 181H146V180H145ZM152 181H153V180H152ZM154 181H156V180H154ZM138 182H139V181H138ZM142 182H143V181H142ZM161 182H162V181H161ZM152 183H153V182H152ZM114 184H115V183H114ZM155 184H157V183H155ZM155 184H154V185H155ZM160 184H161V183H160ZM142 185H143V184H142ZM144 185H145V184H144ZM147 185H148V184H146V186H147ZM137 186H138V188H140V187H141V184H140V185H137ZM160 186H161V185H160ZM164 186H166V185H164ZM152 187H154V186H152ZM253 187H254V186H253ZM141 188H142V187H141ZM141 188H140V190H141ZM157 188H158V187H157ZM159 188H160V187H159ZM249 188H250V187H249ZM150 189H151V188H150ZM160 189H161V188H160ZM165 189H166V188H165ZM143 190H144V189H143ZM149 191H150V190H149ZM154 191H155V189H154ZM257 191H258V190H257ZM140 192H141V191H140ZM140 192H139V193H140ZM156 192H157V191H156ZM164 192H165V191H164ZM180 192H181V191H180ZM142 193H143V192H142ZM154 193H155V192H154ZM140 195H141V194H140ZM142 195H143V194H142ZM153 195H154V194H153ZM153 195H152V196H153ZM172 195H173V194H172ZM176 195H177V194H176ZM178 195H179V194H178ZM164 196H165V195H164ZM170 197H171V196H170ZM139 198H141V197L139 196ZM160 198H161V197H160ZM182 198H183V197H182ZM156 199H157V198H156ZM171 199H172V197H171ZM138 200H139V199H138ZM149 200H150V199H148V202H149ZM180 200H181V199H180ZM146 201H147V200H146ZM138 203H139V202H138ZM151 203H152V202H151ZM159 203H160V201H159ZM145 204H146V203H145ZM178 204H179V203H178ZM226 204H227V203H226ZM154 205H155V203H154ZM150 208H152V207H150ZM214 208H215V207H214ZM216 214H217V213H216ZM218 214H219V213H218ZM234 221H235V220H234ZM136 229H137V228H136ZM135 231H136V230H135ZM137 231H138V230H137ZM138 233H139V232H138ZM136 235H138V234H136ZM147 241H148V240H147ZM150 241H151V240H150ZM137 243H138V242H137ZM113 247H114V246H113ZM113 247H112V248H113ZM115 247H116V246H115ZM118 248H119V247H118ZM116 249H117V248H116ZM123 249H124V248H123ZM115 252H116V251H115ZM125 253H126V252H125ZM128 255H129V253H128ZM125 256H126V255H125ZM124 259H125V258H124ZM122 261H123V260H122ZM120 264H121V263H120Z\"/></svg>","mask_w":264,"mask_h":264}]
</instances>
